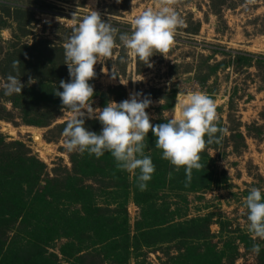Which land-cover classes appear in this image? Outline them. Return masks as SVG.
I'll use <instances>...</instances> for the list:
<instances>
[{
  "label": "rangeland",
  "instance_id": "1",
  "mask_svg": "<svg viewBox=\"0 0 264 264\" xmlns=\"http://www.w3.org/2000/svg\"><path fill=\"white\" fill-rule=\"evenodd\" d=\"M163 2L0 0V84L10 74L35 86L38 78L56 85L60 76L69 80L63 43L78 18L95 10L117 29V46L112 58L94 65L93 108L139 92L151 100L145 111L158 124L174 116L179 90L198 91L213 100L215 122L224 129L217 133L219 143L200 152L207 155L200 157L204 167L199 173L194 169L190 181L181 175L183 167L175 170L161 158L155 138L145 137L144 154L155 166L147 183L155 190H149L147 202H138L135 173L118 168L109 152L96 158L66 150L63 128L72 113L54 102L52 92L49 100L23 109L0 88V165L10 164L3 167L4 175L12 174L5 179L16 177L28 187L22 191L9 183L0 196L20 192L21 201L29 202L40 188L49 196L61 188L53 195L61 199L50 197L46 207L58 205L69 217L74 213L71 236H60V225L58 235L49 239L50 232H41L43 239L35 244L37 228L51 223L49 218L22 214L8 227L0 221V231L5 230L0 264H15L3 254L10 245L39 251L50 264H264V240L249 233L244 206L250 188L264 192V0H168L183 24L168 51L149 58V67L128 55L118 35L130 33L133 17ZM14 60L20 62L18 71ZM101 127L85 118L86 129ZM88 193L91 202H82ZM85 208L92 211L88 219L76 217L77 212L86 216ZM254 243L259 253L252 251Z\"/></svg>",
  "mask_w": 264,
  "mask_h": 264
},
{
  "label": "clouds",
  "instance_id": "2",
  "mask_svg": "<svg viewBox=\"0 0 264 264\" xmlns=\"http://www.w3.org/2000/svg\"><path fill=\"white\" fill-rule=\"evenodd\" d=\"M72 18L76 19L74 13ZM131 24L130 33H119L120 46L128 55L151 67L149 58L168 51L183 21L165 0L156 10L146 9L133 17ZM116 39L117 29L91 10L78 18L63 43L69 80L61 79L62 91L56 90L54 94L60 98L62 108L72 113L63 128L66 150L87 152L96 158L109 152L118 168L135 173L137 187L144 190L155 170L151 157L144 154L145 137L151 130L161 158L168 160L175 170L183 167L185 180L190 181L192 170L204 167L200 162L202 149L206 144L219 143L221 137L217 133L224 132L215 122L213 100L202 92L179 90L172 109L174 116L160 124L150 122L145 109L151 100L147 96L141 98L139 92L130 93L128 99L120 102L109 101L102 108H93L94 90L89 81L96 76L94 65L113 57ZM19 63L12 62L13 71H18ZM110 76L115 78L113 73ZM22 87L20 77L11 74L0 84L5 96L20 94ZM85 118L98 120L102 125L100 131L86 129ZM244 206L249 233L254 239L264 240V192L257 187L250 188ZM252 251L259 253L260 245L254 243Z\"/></svg>",
  "mask_w": 264,
  "mask_h": 264
},
{
  "label": "trees",
  "instance_id": "3",
  "mask_svg": "<svg viewBox=\"0 0 264 264\" xmlns=\"http://www.w3.org/2000/svg\"><path fill=\"white\" fill-rule=\"evenodd\" d=\"M61 77H63V76H60V79L58 81L61 80ZM20 80H21V83L24 85V87H22V89H21V93L20 94H13L11 96L12 101L15 105L22 106V108L24 109L29 104H31L30 106H32L34 104V102H32V101H37L39 99L41 102H45L46 100H49L52 97V93H53L54 102H55V99H58L60 101V98L57 97L56 95H54V89H55L54 87L59 86V83L56 85L53 83L45 82V81L49 80L47 78L46 79H39L38 78L39 83L37 86H35V85L28 84V82L26 83L24 79L20 78ZM64 81L67 82L68 80H64ZM29 92H31V94H29ZM50 92H52V93H50ZM52 104L55 105V103H52ZM33 106H36V105H33ZM160 123H162V122H158V124H160ZM146 138L154 140L155 137L153 136L151 130H149ZM201 156L206 158L207 157L206 152L203 153ZM203 161H204L203 159H200L201 163ZM24 163L25 162L22 161L23 165H24ZM9 165L10 164H8V163L4 164L3 166L0 165V195H1V192H3V190H1V187L3 185H8L9 183L16 184V185L19 184L20 189L22 191H25V190L27 191V189H28L27 185H25L26 187L25 186L21 187V186H23V184H22L23 181H19L21 179H18L16 177L13 178L12 180L5 179L7 176L11 177V175H12V174H5L4 175V172L2 171V170H4L3 167L9 166ZM201 169H203V168H201ZM192 171H194V169ZM194 172H197V170H195ZM197 173H199V172H197ZM183 174H184V172L181 173L182 176H183ZM24 183L26 184V182H24ZM160 183H162V182L160 181ZM38 186L40 188V184ZM23 188H25V189H23ZM66 188L69 189V187H66ZM84 189H87V188H84ZM135 190H137V192H138L137 195L140 197L137 199L138 202H143V201L147 202L151 198L149 190H155V188L150 189V185L147 183V187L144 190H140L137 186H135ZM62 191L63 190H61V188L55 189V193L53 195H55V194L59 195V193H61ZM66 191L68 192V190H66ZM34 194L35 195H33L32 198H30V200H28L29 202L21 201L22 197L20 196L21 195L20 192H19V196L17 195V193L13 195V197L16 199H14L11 196H10L11 198L10 197L4 198L3 196H0V218H3V219H0V221L2 223H4L3 225L8 227L7 226L8 222H9L8 224L14 223L16 220H18L23 215H26L28 217H31V216L42 217V218L47 217L51 220V223H49L48 225H45V226L42 224L43 225L42 228H40V229L37 228V231L35 232V234H37V235H35L36 240H35L34 244L43 239V237H42L43 235L41 232H50V234L48 233V237H47L49 239L58 235V232L60 230V228H59L60 225H64V226H62V229H63L62 234L63 235H60V236H67V237L71 236L72 232H74V213L72 214V216L69 217V216H67L66 211H64V212L60 211V208L58 205H56L54 207H48V205H47V207H46L47 200H49L50 197L54 201L60 200L61 197L55 198V196H53V195L49 196L46 193H44L41 188L36 190V192ZM69 194H70L69 196H74V190L72 192H70ZM88 195H90V197L86 196L85 201H82V202L87 203V199H88V203L91 202L92 196L89 193H88ZM136 198H137V196H136ZM141 198H143V201ZM30 201H32V202H30ZM27 203H29V204H27ZM26 204H27V206H26ZM36 207H39V209H36ZM44 208H45L46 212L43 211ZM96 208H98V207L96 206ZM85 210H86V216L81 217L80 216L81 214L79 215V213L77 212L76 217H79L81 219H86V218L88 219V217L91 215L92 211L89 212V209H87V208H85ZM98 210H101L100 207ZM64 215H66V217H65L66 219H63ZM41 220L42 219H38V221H40V222H41ZM90 229H91V227H90ZM20 232H22V231H20ZM4 233H5V230L0 231V235L4 234ZM14 239H15V237H13L12 241L10 242L11 244L13 243ZM11 247H12V245H10L8 247V251H6V253H3L4 256L10 255V260H11L10 262L11 263H15V264H50L49 260L45 261L44 259H42L43 255L39 251H35V252L31 253V252L22 251L19 248H15V247L11 248ZM62 250L66 251L65 249H62Z\"/></svg>",
  "mask_w": 264,
  "mask_h": 264
},
{
  "label": "bare ground",
  "instance_id": "4",
  "mask_svg": "<svg viewBox=\"0 0 264 264\" xmlns=\"http://www.w3.org/2000/svg\"><path fill=\"white\" fill-rule=\"evenodd\" d=\"M36 138H37V139H39V136H38V135H36Z\"/></svg>",
  "mask_w": 264,
  "mask_h": 264
}]
</instances>
